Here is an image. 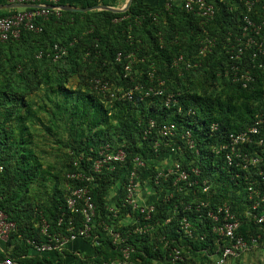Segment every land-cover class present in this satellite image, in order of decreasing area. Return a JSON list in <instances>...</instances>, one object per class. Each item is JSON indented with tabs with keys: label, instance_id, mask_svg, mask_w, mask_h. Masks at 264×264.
Listing matches in <instances>:
<instances>
[{
	"label": "trees",
	"instance_id": "1",
	"mask_svg": "<svg viewBox=\"0 0 264 264\" xmlns=\"http://www.w3.org/2000/svg\"><path fill=\"white\" fill-rule=\"evenodd\" d=\"M249 1L252 3L250 17L258 22L264 20V0ZM214 3L215 15L208 22L185 11L180 0L169 11L163 5L145 8L134 0L125 12L129 21L116 25L111 21L125 14L61 12L60 18L51 17L44 23L40 34L22 31L17 40L0 42V207L8 220L16 224V230L5 243L14 244L9 257L22 264H67L71 262L68 259H73L75 264H109L121 258L119 248L129 247L127 264H210L207 255L214 252L216 238L205 212L224 203L241 221L238 234L246 241L259 236L257 243L264 247V225H254L246 217L252 205L247 199L246 176L248 181H256V188L264 193L261 178L256 175L260 170L264 177V162L253 174L243 176L239 170L224 169L221 159L209 150L221 144L229 133L245 132L258 118H264V61L262 69H251L254 82L248 88L230 82L225 72H230L235 62L225 50L239 33L246 8L238 0H214ZM137 17H141L139 26L133 23ZM205 38L214 39V48L204 58H198L199 46ZM73 40L66 57L56 62L47 57L53 44L68 45ZM39 53L41 57H37ZM118 53L122 56L119 61L116 60ZM177 56L198 65L182 68L179 74L171 67ZM130 60L131 74L124 77V67ZM247 60L249 56L245 53L244 66ZM152 71L155 78L164 81L166 93L174 94L177 104L165 107L159 97L139 100L136 93L131 101L114 100L108 93L101 95L89 85V80L99 78L108 83L110 92L119 94L136 84L144 87L149 82L155 84L148 77ZM71 79L78 80L72 88ZM150 121L154 127L148 132ZM170 124L175 126V136L161 137V126ZM213 124L217 130L210 135ZM186 131L192 135L198 156L184 146L181 136ZM52 134L58 136L54 143L61 153L62 172H54L51 165L44 163L42 158L48 152L40 153L37 147L36 141L48 139ZM63 135L67 136L65 141L59 139ZM155 141L160 144L156 152L152 149ZM165 142L180 148L174 159L184 168H199V181L208 182L209 194L193 198L185 189L165 202L167 188L163 187V181L153 184L156 170L151 164L167 156L169 148L163 145ZM106 143L122 146L127 153L124 164L112 173L104 171L96 175L91 186L66 178L75 169L73 162L79 156H82L80 166L87 172L97 157L98 148ZM50 150L53 151L52 145ZM252 150L259 152L250 147L249 151ZM134 157L148 164L147 169L140 171L139 181L142 188L148 185L156 194L150 202L155 206V213L142 224L154 229L140 235L130 233L136 225L123 222L128 214H133L129 209L120 208L124 194L119 186L114 205L118 208V217L113 225L124 238L130 235L125 244L117 247L102 235L101 224H112L110 220H113V213L106 209V194L125 177ZM234 172L242 176L233 180ZM46 185H50V194L46 192ZM84 185L89 188L99 224L93 229L97 238L83 240L89 250L81 258L65 250L36 254L26 241L45 240L35 228L37 215L49 224L50 233H65L70 217L78 226L80 219L66 212L64 198L69 188ZM204 199L209 207L201 213L183 210L188 202ZM174 205L178 207L176 212H173ZM262 207L252 213L259 214ZM134 216L141 218L138 214ZM182 218L191 223V238L179 231ZM203 235L205 238L200 241ZM225 244L223 241L222 245ZM172 249L181 250L182 260H169ZM231 260L238 262L239 258Z\"/></svg>",
	"mask_w": 264,
	"mask_h": 264
},
{
	"label": "built area",
	"instance_id": "2",
	"mask_svg": "<svg viewBox=\"0 0 264 264\" xmlns=\"http://www.w3.org/2000/svg\"><path fill=\"white\" fill-rule=\"evenodd\" d=\"M224 2L226 0H219ZM20 4H30L33 7L16 9L8 15L0 17V42H6L8 40H17L22 31L31 32L34 34H40L43 31L44 23L47 22L51 17L60 18L61 9L57 5V0H18ZM243 3L246 8L245 13L241 18L240 31L233 37V40L229 42L225 53L229 59L235 64L231 66L230 72L226 70L225 76L229 78L233 84L240 85L243 89L248 88L254 82V75L251 73V69H262L264 61V20L258 22L253 20L249 13L251 12V1L249 0H238ZM176 3V0H164V10L169 11L172 6ZM183 9L195 16L201 18L204 22H208L213 19L215 15V3L208 2L207 0H180ZM54 6V7H52ZM121 14H125L121 13ZM128 15H123L114 18L112 24H120L122 22L129 21ZM134 25L139 26L141 24V17L133 20ZM73 40L68 45L53 44L48 53L47 57L52 58L54 62L66 57L68 50L73 46ZM215 42L214 39L205 38L198 49L197 57L204 58L207 54L212 52ZM248 53L249 60L243 65V56ZM42 53H39L37 57H41ZM122 58L121 54L118 53L116 60L119 61ZM131 61L124 67V77L131 74ZM198 62L191 63L185 61L182 56L173 58L171 67L174 68L179 74L181 69H189L196 67ZM150 81L155 80V84L149 82L146 87L136 84L132 89L123 93L115 94L110 92L108 83L99 78H93L89 80V85L95 92L104 95L109 94L110 99L114 100H127L131 101L135 98V93L138 95L139 100H143L148 97H159L164 102L165 107L177 104V98L173 93H166L164 89V81L159 78H155L154 71L148 73ZM154 127L152 121L149 123L148 132ZM217 130L215 124L209 128L210 135ZM159 135L163 138H171L175 136V126L173 124L163 125L159 130ZM181 139L184 142L186 150L193 151L196 156L199 152L196 148L195 142L189 131H186ZM169 148L167 156L161 159L163 163L162 167L157 166L156 160L151 164L155 166L156 173L153 177V184L158 185L160 181H163L164 188L166 189L165 202L174 196L181 194L184 190L187 193L190 192L193 198L200 194H209L210 186L206 180L199 181L201 172L197 167L184 168L180 161L174 159L177 151L180 148L176 145L170 146L167 142L163 144ZM160 147L158 142L152 143V149L156 152ZM252 147L259 152H250L249 149ZM249 148V149H247ZM210 152L214 157L220 158L223 164V168L227 169L228 172L231 170H239L244 175L250 173L253 174V170L258 169L259 165L264 162V118H258L254 124L249 127L245 132L241 133H229L225 136L224 141L221 144H216L209 148ZM127 153L123 150L122 146H112L109 143L101 145L97 150V157L94 162L90 165L87 172L83 170L85 168L80 166L82 156L74 160L73 171L67 173L66 178L70 181L86 184L87 186L94 185L95 176L100 175L102 172L112 173L115 171L117 166H121L125 163ZM131 169L124 173V178L121 177L118 181L120 188L123 190V198L121 200L120 208L129 209L133 214L127 215L125 218L128 220L124 224L136 225L130 233L132 234H145L151 232L154 228L145 222L149 220L151 215L155 213V206L152 203L141 204L138 196L142 190V185L139 181V173L143 169H147V162L139 157H134L131 161ZM1 170V168H0ZM256 175L261 178V185L264 189V177L260 170L256 172ZM239 173L233 174L231 179L239 178ZM248 185L246 187L247 199L251 201L252 205L250 210L247 212V219L254 225H264V193H261L255 186L256 181H248L249 177L246 176ZM87 186H81L76 188H69L68 193L64 198V206L66 212H69L73 216L79 217V225L77 226L71 220L68 222L65 228V233H50L49 224L46 220L38 216L37 228L39 234L45 238L44 241L37 242L35 240H27V245L39 255L50 254L53 252H61L71 242L78 239L82 240H95L97 235H93V229L95 228V205L92 201L89 188ZM148 187V185H145ZM153 190V189H152ZM119 194V193H118ZM117 194V197H118ZM116 197V199H117ZM113 204L107 202L106 209L113 213L110 222L112 224H101L102 235L108 238L114 246H119L126 243V239L130 234H127L124 238L118 231L114 229V219L118 217V208ZM209 207V203L204 200H193L188 202L183 207L186 212L201 213L204 209ZM262 207V211L259 214H253L252 211H256ZM177 205H174L173 212L177 211ZM205 218L211 223V232L215 236L214 241V252L208 254L207 257L211 260L210 264H226L231 259L240 258L243 254L249 251L252 247L258 243L257 237H250L249 241L243 239L238 234L241 226L240 219L234 212L231 211L227 204H220L215 206L213 209H207L205 212ZM64 214V213H63ZM138 214L141 218L134 216ZM169 221V220H167ZM61 219L57 225L60 226ZM16 230V224L8 220L0 207V244H5L12 232ZM182 230L188 237H192V226L188 219L182 218L179 222V231ZM205 236H201L199 239L203 241ZM226 241L225 245L222 242ZM121 258L110 262L109 264H127L131 249L129 247L119 248ZM204 252V251H203ZM180 249H172L169 253V260L174 262L182 260ZM0 264H22L15 261L13 258L5 255L3 249H0ZM107 264V263H103ZM156 264V263H155ZM164 264V263H159Z\"/></svg>",
	"mask_w": 264,
	"mask_h": 264
},
{
	"label": "crops",
	"instance_id": "3",
	"mask_svg": "<svg viewBox=\"0 0 264 264\" xmlns=\"http://www.w3.org/2000/svg\"><path fill=\"white\" fill-rule=\"evenodd\" d=\"M128 1L129 0H57V5L58 7L59 6H71V7H75L79 9L98 7V8H107V9L118 11V10L124 9L126 5L128 4ZM133 1L134 0H130V5L133 3ZM135 1L138 2V4L144 6L145 8H159L162 5H164V0H135ZM207 1L211 3L214 2V0H207ZM17 4H20L18 0H0V16L7 15L10 13V11L12 12L13 10L21 9V8H14L15 5ZM101 11H107V10L97 9L95 11H92V12L90 11L88 13H95V12H101ZM157 166L159 167L163 166V163L161 162V160L157 162ZM115 184L117 185V187L115 188L114 197L113 198L109 197L111 196L110 194L111 188L107 191V194H106V199L109 204H113L115 202L118 191H119L118 182ZM155 197H156V194L154 193V191L150 189L149 187L145 186L139 192L138 199L141 204H149L150 202L154 200ZM127 220L128 219L125 218L123 222ZM36 225H35V228H37ZM13 245L14 244L7 246L6 244H0V249L1 250L3 249V252L6 255H8L12 252ZM63 250L69 252L72 256H78L81 258L83 257L85 252L89 250V248L86 243H83V240L78 239L74 242L69 243ZM68 260L71 261L70 263L73 262V259H68Z\"/></svg>",
	"mask_w": 264,
	"mask_h": 264
},
{
	"label": "rangeland",
	"instance_id": "4",
	"mask_svg": "<svg viewBox=\"0 0 264 264\" xmlns=\"http://www.w3.org/2000/svg\"><path fill=\"white\" fill-rule=\"evenodd\" d=\"M77 83H78L77 79H71L69 81V86L71 88L75 87ZM43 136H46V134ZM66 138H67L66 135L59 137V139L63 141H65ZM55 139H58V136L52 134V135H49L48 139H46L45 137L40 138L38 141H36V143H37V147L40 153L43 151L48 152L47 153L48 155L42 158L44 163L51 165L53 167L54 172H57V171L62 172L61 167H60V163L62 161L61 153L60 151L57 150L58 144L54 143L56 142ZM51 145L53 146V151L50 150ZM54 153H56V155ZM59 168L60 170H58ZM46 186L48 188L46 192L50 194V191H49L50 185H46ZM116 187H117L116 184L111 187V190H110L111 196H109L110 198L114 197ZM67 264H75V262L67 263ZM226 264H264V247H261L259 244H257L256 246L252 247L249 251H247L245 254H243L239 258L238 262H234L233 260H230Z\"/></svg>",
	"mask_w": 264,
	"mask_h": 264
},
{
	"label": "water",
	"instance_id": "5",
	"mask_svg": "<svg viewBox=\"0 0 264 264\" xmlns=\"http://www.w3.org/2000/svg\"><path fill=\"white\" fill-rule=\"evenodd\" d=\"M129 6H130V0L128 1V4L126 5V7L124 9L118 10V11L107 9V8H98V7L79 9V8H75V7H71V6H59V8L61 9L62 12L88 13L90 11L92 12V11L99 9V10H107V11L112 12V13H120L121 14V13L126 12L129 9ZM29 7H33V6L28 5V4H17V5H15L14 8H29ZM52 7H54V6H52Z\"/></svg>",
	"mask_w": 264,
	"mask_h": 264
}]
</instances>
